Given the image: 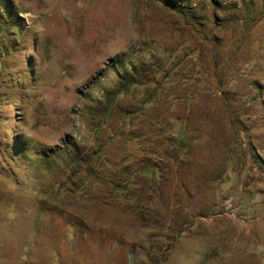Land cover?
<instances>
[{"label": "rangeland", "instance_id": "rangeland-1", "mask_svg": "<svg viewBox=\"0 0 264 264\" xmlns=\"http://www.w3.org/2000/svg\"><path fill=\"white\" fill-rule=\"evenodd\" d=\"M0 22V264H264V0Z\"/></svg>", "mask_w": 264, "mask_h": 264}, {"label": "trees", "instance_id": "trees-1", "mask_svg": "<svg viewBox=\"0 0 264 264\" xmlns=\"http://www.w3.org/2000/svg\"><path fill=\"white\" fill-rule=\"evenodd\" d=\"M0 24H2V22H0ZM3 25V24H2ZM14 27H16L17 25L16 24H12ZM117 74L118 73H120V72H122V74H123V77L124 78H126V76H127V70H126V68L125 67H122V66H120V68L119 69H117ZM126 86H125V88H127L128 87V89L130 90V88H134L136 85H137V82H134V81H130V80H128V81H126ZM144 104H148V102L146 101V102H144ZM143 104V105H144Z\"/></svg>", "mask_w": 264, "mask_h": 264}]
</instances>
